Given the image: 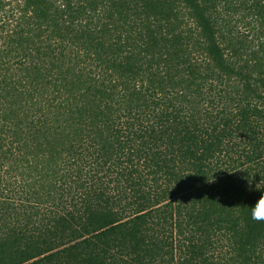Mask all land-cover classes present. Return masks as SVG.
Wrapping results in <instances>:
<instances>
[{
	"label": "trees",
	"instance_id": "trees-1",
	"mask_svg": "<svg viewBox=\"0 0 264 264\" xmlns=\"http://www.w3.org/2000/svg\"><path fill=\"white\" fill-rule=\"evenodd\" d=\"M25 0L0 27V264H264V2Z\"/></svg>",
	"mask_w": 264,
	"mask_h": 264
},
{
	"label": "rangeland",
	"instance_id": "rangeland-1",
	"mask_svg": "<svg viewBox=\"0 0 264 264\" xmlns=\"http://www.w3.org/2000/svg\"><path fill=\"white\" fill-rule=\"evenodd\" d=\"M264 0H219L218 21L223 32L235 43L245 46L258 42L259 20L251 5ZM25 0H0V27L11 29L22 23Z\"/></svg>",
	"mask_w": 264,
	"mask_h": 264
},
{
	"label": "clouds",
	"instance_id": "clouds-1",
	"mask_svg": "<svg viewBox=\"0 0 264 264\" xmlns=\"http://www.w3.org/2000/svg\"><path fill=\"white\" fill-rule=\"evenodd\" d=\"M250 218L257 223H264V194H261L250 206Z\"/></svg>",
	"mask_w": 264,
	"mask_h": 264
}]
</instances>
